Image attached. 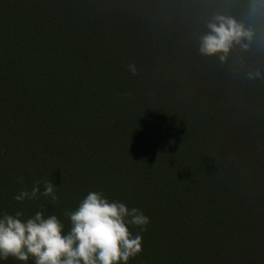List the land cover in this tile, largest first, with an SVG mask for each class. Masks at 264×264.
I'll use <instances>...</instances> for the list:
<instances>
[{"label":"trees","instance_id":"trees-1","mask_svg":"<svg viewBox=\"0 0 264 264\" xmlns=\"http://www.w3.org/2000/svg\"><path fill=\"white\" fill-rule=\"evenodd\" d=\"M215 15L253 32L223 63L198 50ZM257 70L261 0H0V212L67 230L103 191L150 218L128 264H264ZM37 180L55 202L13 199Z\"/></svg>","mask_w":264,"mask_h":264},{"label":"clouds","instance_id":"clouds-1","mask_svg":"<svg viewBox=\"0 0 264 264\" xmlns=\"http://www.w3.org/2000/svg\"><path fill=\"white\" fill-rule=\"evenodd\" d=\"M206 29L199 38V53L216 56L222 63L236 45L247 49L246 42L253 37L251 29L231 16H213ZM129 67L135 73V66ZM262 75L259 70L248 73L249 79ZM56 188L51 180H37L30 192L21 190L13 199L23 202L43 196L55 202ZM64 215L70 222L67 230L57 215H45L43 210L26 218L22 211L0 212V264L9 258L22 264L29 260L32 264H128L142 252V236L133 235L129 227L144 232L150 223L140 209L110 201L103 191L89 192L74 211Z\"/></svg>","mask_w":264,"mask_h":264}]
</instances>
